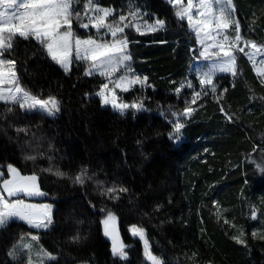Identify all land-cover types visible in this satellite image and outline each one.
Instances as JSON below:
<instances>
[{
	"label": "trees",
	"instance_id": "obj_1",
	"mask_svg": "<svg viewBox=\"0 0 264 264\" xmlns=\"http://www.w3.org/2000/svg\"><path fill=\"white\" fill-rule=\"evenodd\" d=\"M133 2L145 20L166 21L165 30L128 32L132 67L148 78L150 87L141 91L136 86L121 99L145 97L148 111L130 109L121 115L104 107L96 96L103 78L84 76L80 62L65 73L42 55H33L38 47L34 41L20 40L5 56L17 62L21 86L40 98L56 97L61 111L55 118L18 107L5 114L0 104V170L6 172L11 164L22 175L35 173L45 202L53 204V224L39 233L38 241L57 258L47 264H147L141 243L128 232L133 226L145 230L152 252L163 253L166 264H193L192 253L196 264H264V172L257 167L264 166V84L238 52L237 76L214 79L219 102L209 94L191 104L193 91H200L194 33L164 0ZM96 3L113 8L117 17L129 7V0ZM235 4L242 35L264 44V0ZM189 82L193 88L187 87ZM181 85L185 87L177 95ZM185 102L195 111L184 119L183 141L177 145L168 138L169 110L180 112ZM17 127L27 134H17ZM28 154L37 159L26 160ZM49 167L69 175L87 169L94 180L73 184L41 171ZM95 181L104 187L122 185L128 192L119 200L109 199ZM107 211L118 222L126 260L112 256L102 223ZM30 230L16 221L0 229V264H17L8 252ZM77 235L80 240L73 243ZM27 262L22 255L18 264Z\"/></svg>",
	"mask_w": 264,
	"mask_h": 264
},
{
	"label": "snow or ice",
	"instance_id": "obj_2",
	"mask_svg": "<svg viewBox=\"0 0 264 264\" xmlns=\"http://www.w3.org/2000/svg\"><path fill=\"white\" fill-rule=\"evenodd\" d=\"M82 0H0V104L5 108V114L13 113L18 107L24 112L38 113L42 117L55 118L61 111L60 101L50 96L47 99L40 98L21 86L17 74L16 61L6 58L5 54H11L15 44L22 40L34 41L38 47L33 55H42L58 65L65 73L71 71L74 61L85 65L84 76L98 75L103 82L96 96L103 105H111L112 109L124 115L128 110L135 112L148 111L144 106L145 97L131 104L120 102L116 90L127 93L139 86L142 91L146 87L147 77L138 75L132 67V56L128 51L129 40L127 29H135L140 35L154 33L166 29V21L155 19L154 22L144 20L139 7L129 0L127 13L121 12L118 17L114 10L102 7L96 0H83V8H79ZM174 9L175 17L179 21H186L188 28L195 34L196 42L201 46L200 56L207 61L205 69L197 74L200 91H193L191 104L203 96L211 94L219 102L218 87L214 79L218 73H228L236 77L238 74L236 53H243L253 66V70L260 83L264 84V44H258L255 40L241 35L239 21L235 18L236 8L233 0H167ZM80 29L86 32L95 30L94 34L85 37L78 34ZM110 37V39L108 38ZM248 49L249 51H245ZM120 73L116 77V73ZM115 77V78H114ZM111 85V87H110ZM181 85L175 89L180 94ZM188 88H193L191 82ZM226 92L227 89H224ZM194 108L185 102L182 111L169 110L173 119L167 122L171 125L169 140L179 145L183 141L184 119L191 118ZM231 122L232 116L227 115ZM161 115L165 114L161 112ZM17 134H27V129L17 127ZM26 160L35 161L36 155L28 154ZM51 160L52 158L49 157ZM255 163V161H253ZM261 172L264 166L257 165ZM58 178H67L73 184L84 186L94 177L87 169H81L75 175H69L52 167L41 169ZM38 175H22L11 164L7 166V177L0 170V229L6 228L14 221H22L29 228L48 230L53 224L51 204L26 203L18 198L21 194L28 197L44 196L38 184ZM97 188H103L101 195L109 199L119 200L121 193H127L128 188L113 184L104 187L100 181H95ZM159 207L157 208V211ZM102 211H105L102 209ZM252 218L256 219L253 212ZM116 217L107 211L103 220L104 235L112 241V256L119 260H126L125 245L120 240L115 228ZM133 236H138L144 245V257L148 264H166L163 253L154 254L151 250L145 230L133 226ZM241 236L243 233L240 234ZM254 237L257 233L253 232ZM38 235H31V241H39ZM237 243L245 241L234 237ZM80 240L79 235L73 237V243ZM34 245L26 242L23 237L13 244L8 256L13 261H19L23 255L27 257L28 264H33L32 253ZM37 264H43L39 258H47L48 261H56V257L36 249ZM189 259L196 264V253H192ZM170 264V262H169Z\"/></svg>",
	"mask_w": 264,
	"mask_h": 264
},
{
	"label": "rangeland",
	"instance_id": "obj_3",
	"mask_svg": "<svg viewBox=\"0 0 264 264\" xmlns=\"http://www.w3.org/2000/svg\"><path fill=\"white\" fill-rule=\"evenodd\" d=\"M167 4H168V2H167V0H164ZM185 3H186V0H185ZM233 3H234V5H235V8H236V12H235V18L239 21V23H240V27H241V35H242V33H243V23L241 22V19H240V17H239V13H238V8L236 7V4H235V0H233ZM99 5V4H98ZM170 5V4H169ZM101 6V5H100ZM102 7H104V6H102ZM170 7L172 8V6L170 5ZM109 8V7H108ZM113 9V8H112ZM173 9V8H172ZM114 10V9H113ZM174 10V9H173ZM114 15H116V12H115V10H114ZM144 20H145V17H144ZM146 21H147V19H146ZM155 21V20H154ZM153 21V22H154ZM148 22H150V21H148ZM186 22V21H185ZM186 24H187V22H186ZM127 31V33L128 32H130V31H135V29H132V28H130V29H127L126 30ZM136 32V31H135ZM95 33V30L93 29V30H91V32L89 33V32H86L85 30H83V29H80L79 31H78V34H80V35H82L83 37H85L86 38V36L88 35V34H94ZM195 35V34H194ZM243 36V35H242ZM109 39H110V37H108ZM198 44V43H197ZM198 48H199V54H200V52L202 51V48H201V46L198 44ZM245 51H249L248 49H246ZM238 53V52H237ZM237 56V55H236ZM247 58V57H246ZM258 60L259 59H264V57H259L258 56V58H257ZM200 62H202V63H200L199 61H197L196 62V65L194 66V71H195V74L197 75L198 74V72L200 71V70H202V69H205L206 68V65H207V61H205L204 59H203V57H201L200 56ZM74 63H77L76 61H74L73 62V64ZM72 64V65H73ZM120 75V73L118 72V73H116V77H118ZM226 75H231V74H228V73H218L217 74V76H226ZM94 76V75H93ZM95 76H98V75H95ZM115 78V77H114ZM110 87H111V85H110ZM131 91V90H130ZM116 92H117V96H118V98H119V101L120 102H126V103H129V104H131L132 102H128V101H126V100H123V99H121V95L122 94H124L123 92H120L119 91V89H117L116 90ZM103 105V104H102ZM104 107H106V108H110L112 111H114V112H118V111H115V110H113L112 109V107H111V105H103ZM5 177H7V170H6V172H5ZM18 198H20V199H23V200H25V202L26 203H33V204H51V203H49V202H37L36 200H33V199H35L34 197H28V196H24V197H18ZM52 205V218H53V213H54V206H53V204H51ZM104 220V219H103ZM16 222H21V223H23V224H25L24 222H22V221H16ZM102 223H103V221H102ZM26 225V224H25ZM27 226V225H26ZM28 227V226H27ZM115 227H116V229H118V222H117V220L115 221ZM132 228V227H131ZM131 228L129 229V234H130V236H131V238L132 239H137L140 243H141V245H142V248H143V257H144V245H143V242L139 239V237L138 236H133V234H132V232H131ZM31 230H30V232L28 233V234H26L25 236H23V238H24V240L26 241V242H31L33 245H34V251H33V253H32V260H33V264H37V261H38V258L36 257V255H35V250L36 249H41L40 247H39V245H38V241H31V235H38L39 236V233L40 232H43V231H45V230H37V229H32V228H30ZM103 230H104V224H103ZM121 240V239H120ZM40 260H42L43 261V264H47V263H49V262H51V261H48L47 260V258H45V257H43V256H41L40 258H39ZM144 259H145V261H146V258L144 257ZM147 262V261H146ZM27 264H28V262H27ZM147 264H148V262H147Z\"/></svg>",
	"mask_w": 264,
	"mask_h": 264
},
{
	"label": "water",
	"instance_id": "obj_4",
	"mask_svg": "<svg viewBox=\"0 0 264 264\" xmlns=\"http://www.w3.org/2000/svg\"><path fill=\"white\" fill-rule=\"evenodd\" d=\"M21 196H24L23 194H21L19 197ZM34 198L38 201V202H45L46 201V195L44 196H34ZM116 228V227H115ZM117 233H118V236H119V232H118V229H116ZM106 239L112 244V241L109 237L105 236ZM120 238V236H119Z\"/></svg>",
	"mask_w": 264,
	"mask_h": 264
}]
</instances>
